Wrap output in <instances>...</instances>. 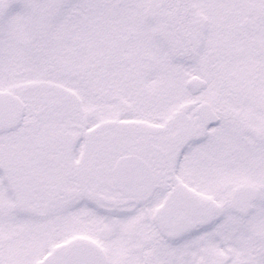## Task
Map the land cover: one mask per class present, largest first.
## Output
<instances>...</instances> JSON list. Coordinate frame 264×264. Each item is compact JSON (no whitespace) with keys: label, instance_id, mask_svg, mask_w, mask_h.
I'll list each match as a JSON object with an SVG mask.
<instances>
[{"label":"snow or ice","instance_id":"1","mask_svg":"<svg viewBox=\"0 0 264 264\" xmlns=\"http://www.w3.org/2000/svg\"><path fill=\"white\" fill-rule=\"evenodd\" d=\"M0 264H264V0H0Z\"/></svg>","mask_w":264,"mask_h":264}]
</instances>
